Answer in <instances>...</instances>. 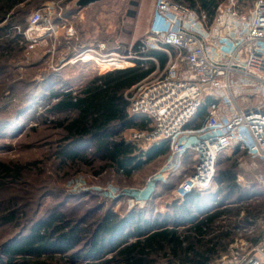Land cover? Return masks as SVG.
<instances>
[{"label":"rangeland","instance_id":"obj_1","mask_svg":"<svg viewBox=\"0 0 264 264\" xmlns=\"http://www.w3.org/2000/svg\"><path fill=\"white\" fill-rule=\"evenodd\" d=\"M74 1L20 0L0 15V166L10 169L6 174L0 172V264H24L19 258L10 261L4 249L28 239L40 223L53 215L63 216L66 223L58 225V234L72 229L80 232L76 239L64 243L55 239L56 233L52 237L56 250L43 258L42 264H102L115 255L121 239L128 244L135 242L133 228H148L156 222L166 225L178 215L186 219L174 191L193 175L192 156L184 168L165 171L168 149L167 155L142 163L126 176L93 155L87 140L64 142V133L55 126L72 114L47 112L49 89L76 92L90 76L111 71L108 58L121 61L120 65L124 60L132 63L122 65V69L133 67L140 56L132 51L136 42H140V53L154 50L146 45L156 0H104L79 11ZM254 2L234 0L233 4L244 12ZM228 3L225 0L220 5ZM35 13L44 16L43 23L51 22L54 30L46 31L41 23L30 40L24 32ZM203 25L209 26L205 16ZM98 42L105 44L103 50L83 54L88 47L96 49ZM163 53L168 62L170 58L179 60L173 49ZM149 58L154 70L147 81L162 76L168 65L160 69L158 61ZM147 129H127L119 138L130 142L133 133H150L151 123ZM133 143L145 154L159 142L141 139ZM64 149L72 154L86 153L79 159H63L59 152ZM236 149L220 153L210 185L193 191L198 194L196 203L202 213L188 207L194 217L218 205L229 210L212 226L213 230L218 228L214 234H228L220 242L227 250L236 241L257 243L264 222V185L260 183L264 163ZM224 169L235 175L233 189L217 183ZM246 212L255 213L251 224L244 221ZM7 215L10 219H3ZM104 223L114 224L113 229L106 235L101 232L96 240L94 232ZM163 254L150 257L151 264H174Z\"/></svg>","mask_w":264,"mask_h":264},{"label":"built area","instance_id":"obj_2","mask_svg":"<svg viewBox=\"0 0 264 264\" xmlns=\"http://www.w3.org/2000/svg\"><path fill=\"white\" fill-rule=\"evenodd\" d=\"M233 1L219 5L205 26L204 16L194 10L156 0L146 46L173 49L179 62L170 58L162 76L145 79L126 95L129 114L146 116L152 124L150 133H133L130 142H168L165 171L184 168L192 156L193 175L174 191L181 201L210 185L215 162L226 150L237 148L264 163V0H255L244 12ZM44 19L40 13L29 18L24 33L30 40ZM43 24L46 31L54 30L51 22ZM95 46L83 54L105 48L103 42ZM106 62L113 70L132 66L127 60L122 66L115 58ZM203 107L207 115L201 126L188 127ZM260 183L264 185L262 176ZM261 229L257 243L233 242L215 264H264V222Z\"/></svg>","mask_w":264,"mask_h":264},{"label":"trees","instance_id":"obj_3","mask_svg":"<svg viewBox=\"0 0 264 264\" xmlns=\"http://www.w3.org/2000/svg\"><path fill=\"white\" fill-rule=\"evenodd\" d=\"M19 1L0 0V15L6 14ZM224 1L178 0L176 2L198 14L203 13L208 24H210L218 6ZM132 5L136 6V4ZM139 46L140 42H136L132 51L138 53L139 57L155 58L159 63V68H164L168 62L165 53L151 49H146L144 53H140ZM134 63L133 67L114 69L102 74L96 73L90 76L76 92L49 89V94L45 98L48 100L46 106H48L47 112L49 114H72L71 117H65L57 122L55 126L64 133V142L74 143L87 140L88 149L91 148L94 151L93 155H98L109 167L126 176L138 169L142 163L167 155L169 149L168 142L161 141L144 154L137 149L133 142L119 138L120 133L127 129L148 130L149 123H151L146 116L128 114L127 93L144 81L154 70V64L150 61L135 60ZM51 100H54L53 104L50 103ZM206 115V107L201 108L188 127L199 128ZM59 153L63 159L75 160L82 158L81 155L86 152L72 154L64 149ZM8 171L10 169L0 166L1 173L6 174ZM216 180L219 185L227 184L232 189L234 188L232 183L235 180V175L231 170H221ZM197 198L198 194L190 192L182 201L178 202L186 219H182L178 215L176 218L173 216L166 225L156 222L148 228L145 226L133 228V236L136 237L135 242L128 244L125 239H121L119 244L115 246V255L102 264H151L150 257L161 252L164 253L165 258L171 259L174 264H210L216 258L223 256L227 248L220 242L228 234H214L218 228L213 230L212 226L220 218L225 217L229 210H224L218 205L214 210L209 211L207 209V212L199 217H194L188 211V207L189 205L196 207L195 211L199 214L202 213V207L196 203ZM254 214V212H246L244 221L251 224L255 219ZM8 215L3 219H10ZM56 222L58 224L53 226ZM110 223H104L97 232H94L96 240L100 239L98 236L101 232L104 235L111 232L114 224ZM60 224L66 225L63 216H51L45 222L40 223L35 230L36 232L31 233L28 239L8 246L4 249V253L10 261L19 258L24 264H42L43 262L40 261L43 258H49L52 250H56L52 245V237L56 233L58 237L56 236L55 239L58 238L61 243L78 237L80 230L76 229L58 234L60 232L58 225Z\"/></svg>","mask_w":264,"mask_h":264},{"label":"water","instance_id":"obj_4","mask_svg":"<svg viewBox=\"0 0 264 264\" xmlns=\"http://www.w3.org/2000/svg\"><path fill=\"white\" fill-rule=\"evenodd\" d=\"M103 1L104 0H76L74 1L73 6L75 7L76 11H79L85 8L93 7Z\"/></svg>","mask_w":264,"mask_h":264},{"label":"crops","instance_id":"obj_5","mask_svg":"<svg viewBox=\"0 0 264 264\" xmlns=\"http://www.w3.org/2000/svg\"><path fill=\"white\" fill-rule=\"evenodd\" d=\"M188 158H189V157L186 158L185 163H184V166L186 165Z\"/></svg>","mask_w":264,"mask_h":264}]
</instances>
